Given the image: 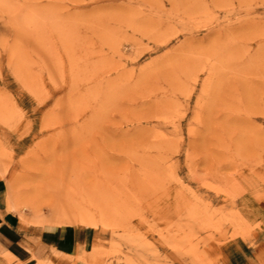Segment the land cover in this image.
<instances>
[{"label":"rangeland","instance_id":"rangeland-1","mask_svg":"<svg viewBox=\"0 0 264 264\" xmlns=\"http://www.w3.org/2000/svg\"><path fill=\"white\" fill-rule=\"evenodd\" d=\"M0 183V264H264V0H0Z\"/></svg>","mask_w":264,"mask_h":264},{"label":"crops","instance_id":"crops-1","mask_svg":"<svg viewBox=\"0 0 264 264\" xmlns=\"http://www.w3.org/2000/svg\"><path fill=\"white\" fill-rule=\"evenodd\" d=\"M4 192H5V188L3 184L0 183V210L6 208V198ZM12 220L13 218L11 216L8 217L7 214L4 215L5 223L8 224L9 222H12ZM71 238L72 239L74 238V240H78V242L83 246L85 252L93 242V236L87 233H85L84 235L82 234L79 237L77 235L71 234ZM60 249L64 250V252L67 254L74 255V247L71 243L64 244V246H62Z\"/></svg>","mask_w":264,"mask_h":264},{"label":"bare ground","instance_id":"bare-ground-1","mask_svg":"<svg viewBox=\"0 0 264 264\" xmlns=\"http://www.w3.org/2000/svg\"><path fill=\"white\" fill-rule=\"evenodd\" d=\"M80 219H82V221L85 222V223L88 224V225H93L89 218L82 217V218H80Z\"/></svg>","mask_w":264,"mask_h":264}]
</instances>
